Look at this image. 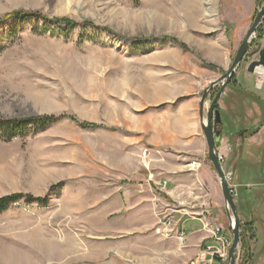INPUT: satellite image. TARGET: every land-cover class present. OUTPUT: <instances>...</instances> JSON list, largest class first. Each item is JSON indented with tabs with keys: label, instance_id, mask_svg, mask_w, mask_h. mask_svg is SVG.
Here are the masks:
<instances>
[{
	"label": "rangeland",
	"instance_id": "1",
	"mask_svg": "<svg viewBox=\"0 0 264 264\" xmlns=\"http://www.w3.org/2000/svg\"><path fill=\"white\" fill-rule=\"evenodd\" d=\"M170 1L177 0H0V120L59 119L42 132L25 130L10 140L0 132V198L25 197L0 213V264H141L133 255L136 246L126 240L134 224L131 202L119 201L114 189L148 177L153 187L167 174L176 178L166 171L172 162L152 150L141 128L143 114L165 105L135 103L142 96L159 98L141 92L145 56L165 58L154 53L165 47L190 50L166 33L179 32L177 24L156 16ZM63 19L76 25L56 22ZM259 41L255 34L249 53L264 48ZM256 58L239 67L246 71ZM149 68L150 76L176 78L174 101L193 96L194 84L181 82L179 66L164 67L167 73ZM164 79L159 83H169ZM249 86L255 97L264 95V86ZM220 126L222 136L235 133L224 113ZM28 196L47 203L27 204ZM210 241L208 235L202 253ZM243 254L240 242L236 264Z\"/></svg>",
	"mask_w": 264,
	"mask_h": 264
},
{
	"label": "crops",
	"instance_id": "2",
	"mask_svg": "<svg viewBox=\"0 0 264 264\" xmlns=\"http://www.w3.org/2000/svg\"><path fill=\"white\" fill-rule=\"evenodd\" d=\"M181 2H164L156 16L177 24L179 32L176 29V33H166L174 34L190 50L165 47L154 52L165 58L145 56L143 64L146 68L144 65L139 67L144 73L141 92H147L152 99L159 98L149 102L142 96L135 101L153 107L165 105L160 111L149 110L143 114L140 127L152 150L163 155L161 158L165 162H172V167L165 165L166 171L176 178L167 174L160 182H153V187L148 177L138 180L136 186L116 185L114 189L119 201L128 199L131 202L127 210L134 218V224H130L127 232L130 235L126 240L136 246L133 255L139 257L141 264H207L208 258L202 253L208 238L204 226L228 227L229 224L219 184L216 186L215 183L216 176L206 165L208 153L200 125L199 102L209 84L230 67L255 16L258 0H184V6L180 8ZM261 26L263 33L259 42L264 47V22ZM149 66L162 73L169 71L164 67L179 66L181 74H185L181 82L185 86L194 84L193 96L174 101L171 95L179 93L173 85L176 78L167 79L166 74L150 76L153 69ZM234 72V83L229 82L224 89L216 109L229 118L236 130L221 135L219 148L223 151L229 148L223 152L224 166L232 172L229 183L237 186L234 203L240 222L251 224L253 228L254 240L248 242V258L244 264H264V95L255 97L249 86L250 82H255L256 88L264 86V72L258 70L249 74L242 67ZM162 78L169 83H159ZM252 96L254 99L250 98ZM134 106L131 107L135 109ZM129 120V125L134 128L136 120ZM230 126L228 124L227 128ZM137 127L134 128L136 132L141 130ZM252 144H256L255 147ZM197 156L200 161H195ZM185 159L195 160L183 163ZM163 196L167 201L162 199ZM169 204L174 206V211ZM204 208H210L213 213L200 218L198 213ZM116 218L121 221L120 216ZM118 243L122 244L120 238ZM113 264L118 263L114 261Z\"/></svg>",
	"mask_w": 264,
	"mask_h": 264
},
{
	"label": "water",
	"instance_id": "3",
	"mask_svg": "<svg viewBox=\"0 0 264 264\" xmlns=\"http://www.w3.org/2000/svg\"><path fill=\"white\" fill-rule=\"evenodd\" d=\"M263 19L264 2L256 11L249 28L246 30V33L232 58L230 67L218 80L209 84V86L202 92L199 102L200 125L207 147V160L219 183L223 198L224 212L227 218L226 220L229 222L232 236L226 264H236V255L241 242L242 224L238 217L234 199L229 191L227 181L224 180L225 178L221 169L222 166L219 165L216 156V148H218L220 144L222 135L221 129L218 128L220 125V112L216 109V104L220 100L224 89L234 77V71L237 70L245 58L257 57L256 59L250 60L246 68L247 73L255 74L260 69L264 71V48L259 47L250 53L248 52L255 39L256 31L262 24ZM212 94H214V96L210 99Z\"/></svg>",
	"mask_w": 264,
	"mask_h": 264
},
{
	"label": "trees",
	"instance_id": "4",
	"mask_svg": "<svg viewBox=\"0 0 264 264\" xmlns=\"http://www.w3.org/2000/svg\"><path fill=\"white\" fill-rule=\"evenodd\" d=\"M264 0H260V2H257L258 5H261ZM17 15V14H16ZM20 15H23L24 17H33V14H25L22 13ZM11 17V16H8ZM56 22L66 24L67 26H75L76 24L74 22H71L69 20L63 19V20H56ZM85 25V24H84ZM263 31L259 27L256 32V38L257 41L261 40ZM183 49H186L185 46L181 45ZM234 83V77L230 81V84ZM218 109V108H217ZM61 118V117H60ZM59 120L56 117H36L29 120H0V132L3 134L2 136L5 137V139L10 140L13 137H15L18 133H24L25 130L28 132H42L47 126L52 125L54 122ZM82 127H88L89 125L81 124ZM92 127V126H89ZM25 198V197H24ZM21 194H14L10 196H6L3 198H0V213H3L9 209L10 206L17 203L18 201L24 199ZM40 203L45 204L46 199L45 198H33V197H27L26 203L32 204V203ZM242 239H241V252H244V258L243 263L248 258V242L251 240H254V233L253 228L251 224L249 225H242ZM251 234V236H249Z\"/></svg>",
	"mask_w": 264,
	"mask_h": 264
},
{
	"label": "built area",
	"instance_id": "5",
	"mask_svg": "<svg viewBox=\"0 0 264 264\" xmlns=\"http://www.w3.org/2000/svg\"><path fill=\"white\" fill-rule=\"evenodd\" d=\"M225 151H229V148H226ZM221 150V148H216V156L217 160L219 162V165L222 166V173L224 176V180L227 181L229 191L233 197V199L236 197L237 192V186L230 184V179L232 177V172L229 169L225 168V155ZM165 184V182L163 183ZM198 216L200 218H204L205 216H211V210L209 208H204L202 211L198 213ZM169 216H166L165 218H168ZM204 230L208 233L209 239L211 240V246L206 247V252H204L203 257L208 258L207 264H212L214 261H217L219 264H226L227 263V257H228V250L229 246L231 245L232 237L230 232V225L228 224V227L225 229L223 227H220L218 225H205ZM182 235L180 236V239L182 240ZM214 245V246H213Z\"/></svg>",
	"mask_w": 264,
	"mask_h": 264
},
{
	"label": "bare ground",
	"instance_id": "6",
	"mask_svg": "<svg viewBox=\"0 0 264 264\" xmlns=\"http://www.w3.org/2000/svg\"><path fill=\"white\" fill-rule=\"evenodd\" d=\"M167 26L169 27L170 25H167ZM260 71H263V70L260 69ZM263 72H264V71H263ZM241 236H242V235H241Z\"/></svg>",
	"mask_w": 264,
	"mask_h": 264
},
{
	"label": "flooded vegetation",
	"instance_id": "7",
	"mask_svg": "<svg viewBox=\"0 0 264 264\" xmlns=\"http://www.w3.org/2000/svg\"><path fill=\"white\" fill-rule=\"evenodd\" d=\"M219 129H220V125H219V127H218Z\"/></svg>",
	"mask_w": 264,
	"mask_h": 264
}]
</instances>
